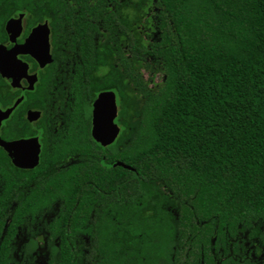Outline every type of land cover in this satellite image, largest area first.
Listing matches in <instances>:
<instances>
[{"label":"trees","instance_id":"16d2710c","mask_svg":"<svg viewBox=\"0 0 264 264\" xmlns=\"http://www.w3.org/2000/svg\"><path fill=\"white\" fill-rule=\"evenodd\" d=\"M64 8V132L34 170L0 147V264H264V0ZM107 90L121 131L102 147Z\"/></svg>","mask_w":264,"mask_h":264},{"label":"flooded vegetation","instance_id":"af4514ba","mask_svg":"<svg viewBox=\"0 0 264 264\" xmlns=\"http://www.w3.org/2000/svg\"><path fill=\"white\" fill-rule=\"evenodd\" d=\"M44 3L42 15H30L24 9H17L13 0L4 1L0 7V11L6 15L0 16V57H4L9 65L15 64L13 76L5 78L0 73V110L6 112L12 109L1 121L0 137L6 141L37 138L40 145L38 165L23 170L37 169L45 146L51 141V135L55 137L56 133L64 132L59 129L70 107L67 103L69 89L74 85L68 79L66 70L68 62L65 57L67 41L64 0H45ZM17 19L19 24L15 22L7 28L10 20ZM31 33H34V41L30 38ZM47 56L50 58L49 62H45ZM33 115L36 119L30 120L28 116ZM118 126L120 127L119 124ZM20 127L25 131L18 132ZM8 129L15 130L12 138L4 136V130Z\"/></svg>","mask_w":264,"mask_h":264},{"label":"water","instance_id":"95a60500","mask_svg":"<svg viewBox=\"0 0 264 264\" xmlns=\"http://www.w3.org/2000/svg\"><path fill=\"white\" fill-rule=\"evenodd\" d=\"M17 22L19 24V19L10 20L7 23V28L12 26ZM34 33H31L30 38L34 41ZM50 58L47 56L45 62H49ZM4 60V57H0V73L3 77L8 78L13 76V69L15 64H8ZM92 126H91V136L92 138L100 143L102 146H107L112 144L119 135L120 127L115 123V119L118 113V105L116 102V95L113 91L100 92L92 104ZM12 109L3 112L0 110V125L1 121L8 116ZM36 114L37 113H32ZM28 118L30 120L36 119V116ZM0 147L6 152L11 163L18 168L22 169H32L36 167L39 163V152L40 145L37 138L31 139H21V140H10L6 141L0 137ZM114 166H121L126 169H131L129 165L124 164L121 161H116Z\"/></svg>","mask_w":264,"mask_h":264}]
</instances>
